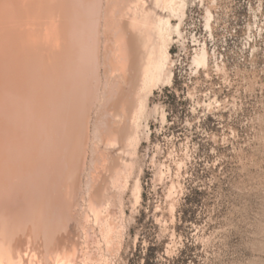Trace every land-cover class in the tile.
<instances>
[{
    "label": "rangeland",
    "instance_id": "obj_1",
    "mask_svg": "<svg viewBox=\"0 0 264 264\" xmlns=\"http://www.w3.org/2000/svg\"><path fill=\"white\" fill-rule=\"evenodd\" d=\"M102 4L101 42L125 40L83 105L62 249L74 264H264V0Z\"/></svg>",
    "mask_w": 264,
    "mask_h": 264
},
{
    "label": "bare ground",
    "instance_id": "obj_2",
    "mask_svg": "<svg viewBox=\"0 0 264 264\" xmlns=\"http://www.w3.org/2000/svg\"><path fill=\"white\" fill-rule=\"evenodd\" d=\"M102 1L0 0V264H74V251L62 249L73 206L62 197L79 191L83 108L99 90V69L111 64L112 41L125 40L106 29L101 42Z\"/></svg>",
    "mask_w": 264,
    "mask_h": 264
}]
</instances>
